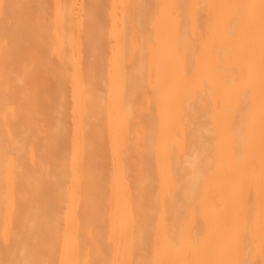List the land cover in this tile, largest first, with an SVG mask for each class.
I'll return each instance as SVG.
<instances>
[{
  "label": "bare ground",
  "instance_id": "1",
  "mask_svg": "<svg viewBox=\"0 0 264 264\" xmlns=\"http://www.w3.org/2000/svg\"><path fill=\"white\" fill-rule=\"evenodd\" d=\"M0 264H264V0H0Z\"/></svg>",
  "mask_w": 264,
  "mask_h": 264
}]
</instances>
